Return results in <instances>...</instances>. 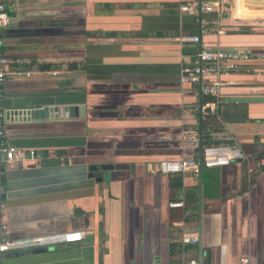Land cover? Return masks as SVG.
Returning a JSON list of instances; mask_svg holds the SVG:
<instances>
[{
  "label": "crops",
  "instance_id": "crops-1",
  "mask_svg": "<svg viewBox=\"0 0 264 264\" xmlns=\"http://www.w3.org/2000/svg\"><path fill=\"white\" fill-rule=\"evenodd\" d=\"M185 1L5 0L6 142L43 158L0 164V235L84 236L0 253V264H264V103L226 101L264 95V59L222 89L232 121L218 139L232 137L248 160L198 177L159 172L200 148L192 137L202 95L180 81L199 50L179 40L200 33L197 18L180 12ZM201 42L264 52V1L232 0ZM100 164L114 169H93ZM185 234L198 243L183 245Z\"/></svg>",
  "mask_w": 264,
  "mask_h": 264
},
{
  "label": "built area",
  "instance_id": "built-area-1",
  "mask_svg": "<svg viewBox=\"0 0 264 264\" xmlns=\"http://www.w3.org/2000/svg\"><path fill=\"white\" fill-rule=\"evenodd\" d=\"M232 5V0H188L180 4V12L197 18L200 23L198 35H185L180 37L182 46L198 45L202 37L210 34L211 29H219L222 18L224 19ZM201 15V17H200ZM207 15H214L208 18ZM12 18L5 0H0V31L11 25ZM3 41L0 39V49ZM264 59V52H255L243 49H231L215 47L213 50L208 47L198 50L194 63L190 67L182 68L180 81L183 84L197 86L202 96L216 98L213 102L200 105L199 111L203 117L217 116L219 105L222 101V89L230 85L225 77L238 74L243 71L249 72L246 66L250 63ZM10 60L0 52V88L4 85L9 74ZM198 147L201 141L199 135L192 137ZM202 161L200 151L193 152L190 156L179 160H167L160 164L159 172L163 174H181L191 171L196 177L200 176L203 169L215 168L230 165L235 161H247L238 143L232 137L227 136L217 145L202 148ZM43 157L35 150L25 151L6 142L4 111L0 109V164L9 167L16 163H23L29 159H42ZM172 208L182 207V202L170 203ZM83 232L61 233L49 236L25 237L21 239H9L0 235V253L16 252L21 250L39 249L54 243H74L83 239ZM199 238L197 235H183L182 243L196 244ZM242 264H250L249 258L241 259ZM182 264H201L198 260L187 259Z\"/></svg>",
  "mask_w": 264,
  "mask_h": 264
},
{
  "label": "trees",
  "instance_id": "trees-1",
  "mask_svg": "<svg viewBox=\"0 0 264 264\" xmlns=\"http://www.w3.org/2000/svg\"><path fill=\"white\" fill-rule=\"evenodd\" d=\"M189 35H194L193 33H189ZM100 35H92V38H98ZM43 69L49 68L48 65H42ZM72 69L77 68V64H71ZM216 98L214 97H205L202 96L201 105H204L207 102H213ZM226 104L222 102L219 105V111L217 116H206L203 117L202 121V148L217 145L220 143L218 137H224V133L226 132L227 128L226 125L230 121H232L231 114L227 110L224 109ZM238 117V116H236ZM200 148H197L195 152H199Z\"/></svg>",
  "mask_w": 264,
  "mask_h": 264
},
{
  "label": "water",
  "instance_id": "water-1",
  "mask_svg": "<svg viewBox=\"0 0 264 264\" xmlns=\"http://www.w3.org/2000/svg\"><path fill=\"white\" fill-rule=\"evenodd\" d=\"M249 1L260 2V1H264V0H249ZM200 17H201V15H200ZM199 50H202V42L199 44ZM226 101L227 102L230 101L232 103H238V104L264 103V95L236 96V97H231L228 100L226 99ZM73 110L77 111V108L75 107ZM44 112H46V110ZM201 123H202V121H201ZM199 134H200V138H201V141H200V161H202L201 151H202V147H203V145H202L203 130L201 127H200ZM93 169L96 171L110 170V169H114V165L100 164V165L94 166ZM99 179L101 180L102 177H99ZM0 207H1V182H0ZM44 250L46 251L47 249L41 248V249H36L34 251L28 250L27 252L28 253L35 252V251L41 252ZM201 264H204V263H201ZM208 264H210V262Z\"/></svg>",
  "mask_w": 264,
  "mask_h": 264
}]
</instances>
